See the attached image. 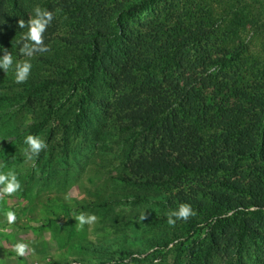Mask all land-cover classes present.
<instances>
[{
	"label": "trees",
	"instance_id": "1",
	"mask_svg": "<svg viewBox=\"0 0 264 264\" xmlns=\"http://www.w3.org/2000/svg\"><path fill=\"white\" fill-rule=\"evenodd\" d=\"M196 4L0 0V35L20 48L19 22L36 7L52 12L49 51L31 59L54 74L23 86L28 104L44 98L30 128L50 125L65 148L70 135L110 122L121 143L116 180L164 191L153 200L165 211L186 203L195 212L188 232H203L179 241L176 257L245 264L264 246V59H251L238 37L253 23L239 2L223 29L210 5Z\"/></svg>",
	"mask_w": 264,
	"mask_h": 264
},
{
	"label": "rangeland",
	"instance_id": "2",
	"mask_svg": "<svg viewBox=\"0 0 264 264\" xmlns=\"http://www.w3.org/2000/svg\"><path fill=\"white\" fill-rule=\"evenodd\" d=\"M195 2L197 7L213 8L221 29L228 10L239 2L253 23L240 29L238 37L247 43L251 59H264V0ZM8 35L9 31L5 37L0 35V49H6L14 62L27 59ZM31 63L29 78L21 84L14 82L13 72L0 70V172L15 170L21 184L18 193L0 200V264H185L187 258H177L174 246L203 230L192 234L187 222L180 220L170 226V211L153 200L164 191L147 192L140 185L116 180L121 143L110 122L101 123L104 127L100 126L97 134L70 135L65 148L64 135L50 130V125L40 130L30 128L38 121L36 115L44 98L31 96L34 101L28 104L23 86L54 74L48 65L33 59ZM28 135L47 143V149L34 160L26 159L24 153L27 146L23 141ZM8 211L16 215L12 224L6 219ZM81 213L95 215V222L78 229L73 217ZM18 243L27 245L23 256L14 251ZM255 249L244 256L245 264H253L254 256L264 260V246ZM219 263L223 264L213 259V264Z\"/></svg>",
	"mask_w": 264,
	"mask_h": 264
},
{
	"label": "clouds",
	"instance_id": "3",
	"mask_svg": "<svg viewBox=\"0 0 264 264\" xmlns=\"http://www.w3.org/2000/svg\"><path fill=\"white\" fill-rule=\"evenodd\" d=\"M53 13L36 7L33 9V17L27 23L20 21L19 27L26 29L22 36L24 41L22 46L19 48V52L23 57L27 59L23 61H15L13 56L7 52L6 49H0L4 52L3 56H0V70L3 72H13L14 82L17 84L24 83L27 81L32 69L31 58L36 53L48 52V47L44 44L43 33L46 28L53 21ZM23 143L27 146L24 149L26 159L34 160L38 157L41 151L47 149V143L38 136L28 135L25 137ZM21 190L20 181L17 178L15 170L9 169L5 172H0V200L4 196H11L14 193H18ZM195 212L189 204L181 203L174 210H170L167 214V223L170 226H175L178 220L187 221L189 217L194 216ZM75 221H78V229L87 223H93L96 220L95 215L85 216L83 213L73 217ZM6 219L9 224H12L16 220L14 211H8ZM140 219H144V215L140 216ZM27 245L24 243H18L14 246L16 255L23 256ZM154 264H158V261H154Z\"/></svg>",
	"mask_w": 264,
	"mask_h": 264
}]
</instances>
